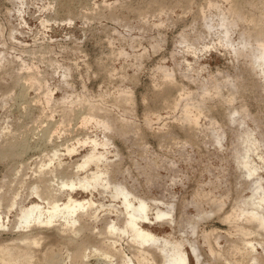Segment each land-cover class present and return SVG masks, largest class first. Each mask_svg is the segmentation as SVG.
I'll return each instance as SVG.
<instances>
[{
    "label": "rangeland",
    "instance_id": "obj_1",
    "mask_svg": "<svg viewBox=\"0 0 264 264\" xmlns=\"http://www.w3.org/2000/svg\"><path fill=\"white\" fill-rule=\"evenodd\" d=\"M235 3L239 20L233 24L227 11ZM262 25L264 0H0V212L5 215L14 206L9 226L0 228V245L12 247L29 233L15 223L19 208L34 198L33 184L52 179L55 169H67L70 160L90 149L84 145L60 167L39 172L52 144L104 135L99 126H78L74 113L85 112L89 104L102 105L101 115L111 124L106 131L109 179L151 202L173 204L182 220L208 191L222 195L223 211L247 193L244 168L233 155L238 133L250 131L259 143L250 158L264 181V79L247 56L235 53L254 44ZM28 72L43 85H24ZM165 73L173 80L170 86ZM45 88L52 92L48 104ZM125 90L130 100L123 103L119 98ZM188 104L196 125L182 119ZM61 108L76 111L72 121L56 125L48 141L50 121L59 120ZM241 109L245 115L238 113ZM105 197H98L102 211L87 221L83 234L103 236ZM213 216L198 222L193 238L215 224ZM58 228L32 232L52 237L63 253L71 247L64 240L72 236ZM165 232L179 235L174 228L160 233ZM122 246L127 256L134 254L130 241L124 239ZM89 262L105 264L97 253Z\"/></svg>",
    "mask_w": 264,
    "mask_h": 264
},
{
    "label": "bare ground",
    "instance_id": "obj_2",
    "mask_svg": "<svg viewBox=\"0 0 264 264\" xmlns=\"http://www.w3.org/2000/svg\"><path fill=\"white\" fill-rule=\"evenodd\" d=\"M237 9L235 3L227 11L234 16L233 24L239 20ZM223 22L224 18H221L217 25L223 26ZM257 30L259 32L255 31L254 44L246 48L248 52L244 53L246 49H235V53L247 56L251 68L264 79V26ZM226 38L227 31L221 37L222 42ZM164 78L166 85L170 86L173 82L170 74L165 73ZM23 79V84L28 87L43 85L35 72L26 73ZM213 89L217 93L216 85ZM42 96L45 104H48L52 97L51 90L45 88ZM120 96L118 98L123 103L130 100L126 90ZM101 106L89 104L85 112L74 113L77 114L78 126L86 129L89 124L101 127L104 131L101 138L73 136L62 143L52 144L51 155L40 165L39 172L60 167L62 161L73 158L84 145H90V149L79 158L70 160L67 169L59 172L55 169L52 179L43 177L38 179L39 185L33 184L30 195L34 198L19 208L15 223L22 231L28 229L29 233H22L12 247L0 245V264H91L92 253L103 258L105 264H264V181L258 178L257 164L250 158V153H254L259 144L252 140L250 131L237 134L238 145L233 150L235 160L244 168L247 193L238 196L230 208L223 211L225 201L222 195L203 191V197L193 201L194 213L182 220L173 204L154 199L151 202L136 196L120 182L109 179L110 164L107 163L106 149L111 139L106 131L111 130V124L108 117L101 115L105 111ZM196 106L200 109V103ZM189 107L190 104L185 106L182 119L196 125V116L195 119L189 117ZM74 111L61 108L59 120L50 121L54 126L50 127L53 128L48 141L52 139L58 125L72 121L70 114ZM238 113L245 115L246 112L241 109ZM120 129L123 133L126 131L122 124ZM217 144L222 147L220 140ZM101 196H106L108 219L101 230L103 236L91 237L83 234V231L89 229L87 221L102 211V205L97 201ZM203 203L208 205V209L204 208ZM11 207L14 208L13 204H10L5 215L0 212V228L9 226L7 220ZM212 215L215 224L193 238L198 222ZM55 224L59 225L58 231L68 230L72 236L64 240L68 246L71 245L69 250L63 252L65 258L56 257V254L63 253L55 247L52 237L40 231L32 232L35 228ZM166 227L174 228L179 235L173 237L169 232L160 233ZM124 239L132 243L134 254L131 256L123 251ZM42 244L43 249L40 248ZM15 247L18 250L14 254Z\"/></svg>",
    "mask_w": 264,
    "mask_h": 264
}]
</instances>
